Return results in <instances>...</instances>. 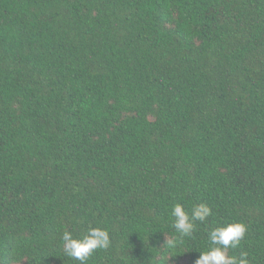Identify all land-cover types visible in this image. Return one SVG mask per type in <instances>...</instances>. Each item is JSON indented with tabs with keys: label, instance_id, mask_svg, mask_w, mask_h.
Masks as SVG:
<instances>
[{
	"label": "trees",
	"instance_id": "16d2710c",
	"mask_svg": "<svg viewBox=\"0 0 264 264\" xmlns=\"http://www.w3.org/2000/svg\"><path fill=\"white\" fill-rule=\"evenodd\" d=\"M212 209L190 239L171 208ZM264 264V0H0V264ZM168 241L169 243H166Z\"/></svg>",
	"mask_w": 264,
	"mask_h": 264
},
{
	"label": "clouds",
	"instance_id": "9594fccd",
	"mask_svg": "<svg viewBox=\"0 0 264 264\" xmlns=\"http://www.w3.org/2000/svg\"><path fill=\"white\" fill-rule=\"evenodd\" d=\"M173 218L172 227L178 236L169 243L175 247L177 242L183 244L192 237L197 223H205L212 215V209L205 203H199L191 208L189 214L184 205L175 204L170 212ZM247 232L246 225L240 222L226 223L213 227L207 232L209 247L199 252V257L194 264H250L248 254L241 252L239 256H229V248H237ZM63 248L67 257L78 261L79 264H87L88 259L97 250H106L110 246V236L106 229L90 227L80 238H74L72 233L65 230L62 234Z\"/></svg>",
	"mask_w": 264,
	"mask_h": 264
}]
</instances>
